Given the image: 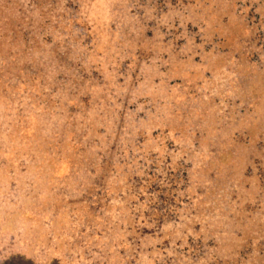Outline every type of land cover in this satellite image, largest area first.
I'll return each mask as SVG.
<instances>
[{
	"label": "rangeland",
	"instance_id": "1",
	"mask_svg": "<svg viewBox=\"0 0 264 264\" xmlns=\"http://www.w3.org/2000/svg\"><path fill=\"white\" fill-rule=\"evenodd\" d=\"M251 262L264 0H0V264Z\"/></svg>",
	"mask_w": 264,
	"mask_h": 264
},
{
	"label": "trees",
	"instance_id": "2",
	"mask_svg": "<svg viewBox=\"0 0 264 264\" xmlns=\"http://www.w3.org/2000/svg\"><path fill=\"white\" fill-rule=\"evenodd\" d=\"M142 203V202H141ZM148 211H147V213H145V212H140V213H138L139 215V218H140V225H143V228L145 227V228H148V226L149 225H151L152 224V216L154 215L153 213H156V212H158V210H155L154 208H149V209H147ZM138 212H139V210H138ZM144 234H146V235H150L149 234V232L147 233V231H144ZM244 259V258H243ZM242 259V260H243ZM245 262V260L243 261V263ZM251 264H252V262H251Z\"/></svg>",
	"mask_w": 264,
	"mask_h": 264
}]
</instances>
